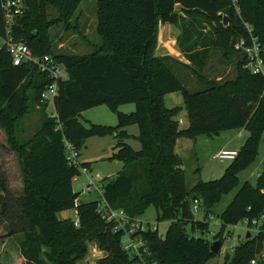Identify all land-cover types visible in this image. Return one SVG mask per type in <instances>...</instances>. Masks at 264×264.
Wrapping results in <instances>:
<instances>
[{
	"label": "trees",
	"instance_id": "obj_1",
	"mask_svg": "<svg viewBox=\"0 0 264 264\" xmlns=\"http://www.w3.org/2000/svg\"><path fill=\"white\" fill-rule=\"evenodd\" d=\"M2 1L0 41L6 28ZM79 2L22 0L21 13L13 15L8 25L12 41L23 42L34 56H51L65 73V78L57 80L52 101L56 119L43 113L38 129L25 141L16 138L14 124L30 104L41 105L43 112L46 104H40L39 95L50 79L32 63L12 65L0 43V128L6 147L19 159L22 179L21 194L11 196L0 163V220L6 224L7 235L19 236L22 264H75L91 240L101 252L95 264L136 262L120 245L122 230L98 213L96 200L78 202L74 208L76 226L70 218L56 216L73 209L78 194L71 189V176L79 171L67 163L64 141L78 151L84 139L105 135L114 139L106 159H116L122 165L113 179L101 178L103 201L128 217H138L152 206L156 222L168 221L162 235L149 227L135 233L147 247L143 255L146 263L204 264L214 255L209 250L212 241L202 237L208 224L193 218L190 202L197 200L208 213L222 195L237 186L218 215L220 230L211 239H217L226 225L244 219L255 226L260 218L256 233L237 244L229 259L223 261L250 264L261 252L264 240V158L253 182L239 183L237 174L254 162L264 143L263 79L244 68L245 55L232 50L230 43L234 37L247 36L242 21L251 26L254 35L262 36L264 0H236L238 14L230 0H96L99 49L87 54L55 52L41 28L43 6H54L59 18L68 19ZM181 14L204 20L213 36L208 43L222 47L218 48L222 56H233V77L221 80L205 75L207 48H181L186 63L168 55H154L157 25L180 26ZM179 65L190 71L200 89L188 91L184 87L171 71ZM171 92L181 95L187 121L183 128L174 119L178 107L164 105L163 95ZM126 102L133 103L132 111L116 109ZM99 104L115 113L114 126L79 122L81 111ZM130 124L137 127V150L125 142V127ZM233 128L246 131V137L222 175L197 181L186 189L181 159L174 149L176 139ZM79 165L88 168L89 163ZM254 264H264V259Z\"/></svg>",
	"mask_w": 264,
	"mask_h": 264
},
{
	"label": "rangeland",
	"instance_id": "obj_2",
	"mask_svg": "<svg viewBox=\"0 0 264 264\" xmlns=\"http://www.w3.org/2000/svg\"><path fill=\"white\" fill-rule=\"evenodd\" d=\"M95 2L96 0H80L74 13L68 19L58 17L57 9L52 5L43 6V19L41 28L46 31L51 40L52 48L55 52L87 54L91 51L98 50L100 40L95 32ZM177 10V6H175ZM183 17L182 24L169 25L158 24L156 31L155 48H207L205 59L204 73L209 78L226 79L234 75L233 63L230 58L222 56V52L215 46L208 43L213 38L212 31L200 17H190L187 14H181ZM32 26H37L32 22ZM1 42V41H0ZM228 45V42H227ZM182 53V52H181ZM172 73L182 81L184 87L188 91L200 89V84L195 81L190 71L182 65L173 67ZM181 77H179V76ZM263 91L261 90V93ZM45 103V102H40ZM164 105L166 107H178V111L174 119L178 121V127L186 126V113L183 108L182 98L179 92L168 93L164 97ZM41 105L32 107L30 104L28 110L24 112L14 124L15 136L19 141H25L31 137L38 129L43 113L51 114L54 112L52 105L47 102L43 112L40 110ZM134 108L132 102L122 103L117 106V110L123 113L132 111ZM79 122L83 125L87 123H95L106 126H114L117 122L115 113L105 104H99L80 112ZM4 144L0 140V163L6 175L7 188L11 196L18 197L22 191V179L20 176V162L16 154L6 147L5 134ZM128 137L125 142L133 149L139 148L137 140V127L134 124L125 127ZM1 134V133H0ZM1 136V135H0ZM111 139L110 143L97 144L95 140H102L100 137L91 136L83 140V144L77 151V162H88L91 177L97 173L99 178L113 179L116 172L121 169V162L116 159H106L111 154V148L114 141L110 135H105ZM246 137V131L239 128L227 129L217 134H199L193 139L180 137L176 140L175 152L181 159L180 167L184 174V184L189 189L197 181H207L220 177L224 168L230 162L229 160L218 161L212 156L220 149L238 150ZM264 139V132L262 134ZM86 141V142H85ZM103 150V152H102ZM264 158V143L260 145L258 154L254 162L237 174L238 182L244 180L253 182L256 173L261 169V162ZM77 169V168H76ZM78 170V169H77ZM87 177L78 172L71 176V189L74 193L80 192L82 186L86 183ZM237 186L228 193L221 196L220 200L212 206L207 213L203 211L201 204L197 202V210L192 209L193 218L195 220L205 221L208 224L207 230L202 237L208 241H213L212 235L220 230L219 213L223 210ZM80 202L99 201L100 195L97 191H90L84 194H77ZM192 207V203L190 202ZM207 213V214H206ZM58 219L76 218L74 209L60 211L56 213ZM138 219L143 223L147 222L150 226L157 225V233L162 235L168 225V221H155V210L152 206L145 208ZM260 218H257L256 225H248L246 220L242 219L234 225H226L223 227L221 234L217 239L220 245L216 254L212 255L204 264H223L227 261L233 252V248L251 238L257 231ZM185 229L188 231V224ZM248 232V237L245 234ZM198 233V232H196ZM195 233V234H196ZM18 235H7L5 222L0 220V262L1 264H22V259L18 252ZM261 251H264V240L262 242ZM101 252L97 249L94 241H88L86 244V252L78 259L75 264H95V259L100 256Z\"/></svg>",
	"mask_w": 264,
	"mask_h": 264
},
{
	"label": "built area",
	"instance_id": "obj_3",
	"mask_svg": "<svg viewBox=\"0 0 264 264\" xmlns=\"http://www.w3.org/2000/svg\"><path fill=\"white\" fill-rule=\"evenodd\" d=\"M230 3L236 14H238L239 8L236 4V0H230ZM1 6L5 12L6 28L5 37L0 43L5 46L12 65L17 66L23 63H32L36 66L39 72L46 74L47 78L50 79V82L40 92L39 100L40 102H45V104L49 102L52 105L53 98L56 95L57 80L65 78L62 65L49 55H43L41 57L34 56L23 42L11 40L8 25L10 24L13 15L21 13L22 0H3ZM242 24L247 36L234 37L230 43L231 48L232 50L245 55L246 63L244 64V68L246 70L263 79L262 95L264 96V32L261 37H258L252 33V28L248 23L242 21ZM48 115L56 119L55 112ZM235 154L236 150L220 149L212 156V158L217 159L218 161L231 160ZM64 155L68 164L76 167L80 173L88 176L86 183L82 186L78 194H84L93 190L97 191L101 198V178H99L97 174H94L92 177L91 175H88L89 169L79 165L76 159L78 155L77 151L66 141H64ZM78 202L79 200L77 197L73 199V209L76 208ZM197 202V200L192 201L191 210L198 209ZM96 210L105 220L115 222V227L122 230L123 235L120 239V245L130 257L136 258V262H133L132 264H156L153 261L148 263L144 261L143 255L147 252V247L145 246V242L135 235L136 232L143 231L147 227L151 230L157 229L156 224L150 226L149 223H143L140 221L138 217H128L121 209L109 208L102 198L97 201ZM254 223L255 220H251V224ZM73 224L75 226L77 225L76 218L73 220ZM261 259H264V251L257 254L249 261V263L254 264L257 260Z\"/></svg>",
	"mask_w": 264,
	"mask_h": 264
},
{
	"label": "crops",
	"instance_id": "obj_4",
	"mask_svg": "<svg viewBox=\"0 0 264 264\" xmlns=\"http://www.w3.org/2000/svg\"><path fill=\"white\" fill-rule=\"evenodd\" d=\"M154 55L155 56H163V55H168L180 62H183V63H186V60L185 58L183 57L182 53L179 51V49L177 48H155L154 49ZM168 94V93H167ZM167 94H164L163 95V102H164V97L167 95ZM178 122V121H177ZM0 140H1V144H4V135L2 134L1 130H0ZM100 139L102 140H95L94 142L97 143V144H107V143H110L111 139L109 137H100ZM113 139V138H112ZM88 140V139H86ZM177 140V139H176ZM114 141V139H113ZM86 142V141H85ZM175 144H176V141H175ZM175 147V145H174ZM103 152V150H102ZM78 156V155H77ZM77 159V158H76ZM89 169V168H88ZM89 174H90V169H89ZM97 174V173H95ZM75 211V210H74ZM74 220V219H73Z\"/></svg>",
	"mask_w": 264,
	"mask_h": 264
},
{
	"label": "water",
	"instance_id": "obj_5",
	"mask_svg": "<svg viewBox=\"0 0 264 264\" xmlns=\"http://www.w3.org/2000/svg\"><path fill=\"white\" fill-rule=\"evenodd\" d=\"M226 22V17L223 16L222 17V24L224 25ZM248 232L245 234V238L248 237ZM219 245H220V241L219 240H213L210 245H209V250L210 252H212L213 254H216V252L218 251V248H219Z\"/></svg>",
	"mask_w": 264,
	"mask_h": 264
}]
</instances>
